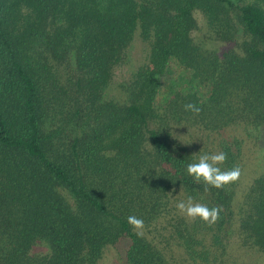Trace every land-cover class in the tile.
<instances>
[{"label": "trees", "instance_id": "trees-1", "mask_svg": "<svg viewBox=\"0 0 264 264\" xmlns=\"http://www.w3.org/2000/svg\"><path fill=\"white\" fill-rule=\"evenodd\" d=\"M236 1L0 0V264H99L109 247L119 264H170L127 223L129 214L149 227L168 217L177 249L193 264H225L236 229L244 246L264 252V172L239 199L242 141L221 138L207 148L228 154L222 168H240L217 188L184 172L202 150L173 131L247 122L264 146V8ZM200 8L229 25L235 8L239 38L228 35L221 52L204 49L192 34ZM138 28L150 40V62L123 84L127 100L109 98ZM172 61L209 93L180 91L160 107ZM59 114L65 124L55 123ZM179 191L218 207L217 219L172 213Z\"/></svg>", "mask_w": 264, "mask_h": 264}, {"label": "rangeland", "instance_id": "rangeland-1", "mask_svg": "<svg viewBox=\"0 0 264 264\" xmlns=\"http://www.w3.org/2000/svg\"><path fill=\"white\" fill-rule=\"evenodd\" d=\"M236 3L239 5L256 4L264 8V0H237ZM234 11L237 10L234 8L230 11L229 17L232 21L229 25L222 19L213 21L212 18L204 13L201 8L196 9L194 14L198 22V29L194 30L192 33L195 41L204 49L218 50L220 52L228 47L231 43L229 41L230 39H227L228 35L239 38L241 34L238 31L237 24H233V20L236 16ZM223 32L229 33L226 37H223ZM150 50V40L144 39L141 35L140 28H138L135 32L133 41L127 48L125 61L118 65L114 70L112 81L107 89V96L109 98L121 101L127 100L128 93L124 89L123 84L130 83L139 67L150 62ZM238 50L241 52L239 47ZM63 74V78L65 79L67 71L63 70ZM180 91L185 94H188V92L191 91H197L198 94L205 95L209 93V88L198 86V81L193 78V75L189 70L182 67L179 63L172 61L170 73L164 77V85L157 98L158 105L162 107L168 96ZM65 115L66 114H59L55 123L58 125L61 123L65 124V122H62V120L59 119ZM68 125L69 130H71L72 125H75V123L70 122ZM173 131L174 133H177L175 137H177L179 142L188 145L190 148H200L202 151L217 148L221 138L236 137L242 141L243 168L237 192L239 199L242 197L244 190L247 189V186L264 172V146L261 145V141L259 140L261 131L250 123L232 124L231 126L212 133H209L210 131L207 130H199L191 125L186 126L183 124H176L173 125ZM76 133L77 132L71 135L74 136ZM261 137L264 142V135ZM181 198H183V193L181 191L172 193L171 205H175V202ZM174 209L175 210H172V213H174V211L176 213L180 212L176 207ZM167 218L168 217L164 216L160 220L153 222L150 227L144 224L139 231L146 234L158 244L159 247L163 248L162 250L165 251L170 264H193L185 258L179 248L177 249V246L171 237V233L167 228ZM188 218L192 219L190 217ZM171 221L172 220H170V222ZM231 231H233V229ZM228 240L229 245L227 247V252L223 255V258L226 261L225 264H264V252L244 246L241 243L237 229L230 234ZM119 263H122L119 251L117 248L111 247L106 250L104 257L99 262V264Z\"/></svg>", "mask_w": 264, "mask_h": 264}, {"label": "clouds", "instance_id": "clouds-1", "mask_svg": "<svg viewBox=\"0 0 264 264\" xmlns=\"http://www.w3.org/2000/svg\"><path fill=\"white\" fill-rule=\"evenodd\" d=\"M186 109L194 112H199L200 109L192 103L185 105ZM227 153L222 150L217 151H202L188 161L184 165V172L192 177L197 182H203L206 186L221 187L231 181H235L240 175L239 167L224 169L221 165L227 159ZM175 207L184 215L190 218H197L213 223L220 209L216 206H211L207 203L200 202L191 194L185 195L183 198L175 202ZM127 223L135 230L137 235H142L139 231L144 225V220L135 214H129L126 217Z\"/></svg>", "mask_w": 264, "mask_h": 264}]
</instances>
